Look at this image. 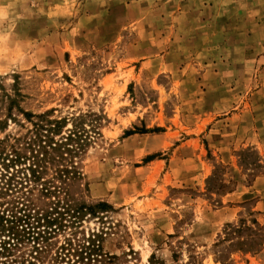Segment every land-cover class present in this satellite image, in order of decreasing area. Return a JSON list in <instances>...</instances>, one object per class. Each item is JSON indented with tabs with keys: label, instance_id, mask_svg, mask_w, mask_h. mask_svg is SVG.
I'll list each match as a JSON object with an SVG mask.
<instances>
[{
	"label": "rangeland",
	"instance_id": "1",
	"mask_svg": "<svg viewBox=\"0 0 264 264\" xmlns=\"http://www.w3.org/2000/svg\"><path fill=\"white\" fill-rule=\"evenodd\" d=\"M49 110L100 118L64 185L29 171ZM0 173L38 264H264V0H0Z\"/></svg>",
	"mask_w": 264,
	"mask_h": 264
},
{
	"label": "trees",
	"instance_id": "2",
	"mask_svg": "<svg viewBox=\"0 0 264 264\" xmlns=\"http://www.w3.org/2000/svg\"><path fill=\"white\" fill-rule=\"evenodd\" d=\"M31 125L30 132L33 135L32 143L34 149L31 151V166L29 171L33 182H38L40 178V169H45V165L56 164L53 171L52 180H57L63 184L66 181L76 180L80 177V172L77 171L74 160L82 154L84 150L91 144H94L95 138L100 137V127L98 126L99 116L92 113L78 114V116H54V111L49 110L45 113L38 115L25 116ZM35 147L37 149H35ZM41 165V166H40ZM43 169V170H44ZM0 195H6L9 192H21L23 181H14V176L7 178L0 173ZM2 181L5 183L2 184ZM50 182H48L49 184ZM20 186V188H18ZM48 193V189L45 188ZM100 206V205H99ZM98 206V207H99ZM105 205L102 204L103 207ZM25 217V221L14 216L13 220H5L0 217V236L7 235L9 240L15 241L0 243V255L11 257L13 253L18 251V248L24 244L32 241L33 247L31 254L28 256L29 260L16 258L11 260L10 263L3 262L1 264H38V256L43 251L34 247L35 243L39 240L46 241V236H51L52 230H44V232H36L35 230L40 226L39 221L36 226L30 224ZM44 223L47 229L53 226L55 220H51L49 216H45ZM45 242H42L44 244ZM44 248H46L44 246ZM98 247H95L94 242L89 243L87 246L82 245L79 260L81 264H98L100 257ZM41 264V261H39ZM147 264H163L157 261L154 256L150 257Z\"/></svg>",
	"mask_w": 264,
	"mask_h": 264
}]
</instances>
